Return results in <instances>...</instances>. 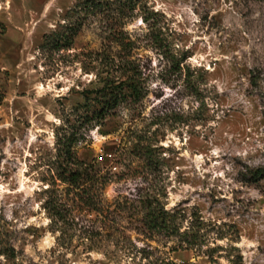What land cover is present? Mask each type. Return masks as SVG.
Wrapping results in <instances>:
<instances>
[{
	"label": "rangeland",
	"instance_id": "374dc122",
	"mask_svg": "<svg viewBox=\"0 0 264 264\" xmlns=\"http://www.w3.org/2000/svg\"><path fill=\"white\" fill-rule=\"evenodd\" d=\"M0 264H264V0H0Z\"/></svg>",
	"mask_w": 264,
	"mask_h": 264
},
{
	"label": "trees",
	"instance_id": "16d2710c",
	"mask_svg": "<svg viewBox=\"0 0 264 264\" xmlns=\"http://www.w3.org/2000/svg\"><path fill=\"white\" fill-rule=\"evenodd\" d=\"M129 87L133 92H135L134 88L130 85H126ZM122 87H119L117 92L114 95V104H116L119 100H121L122 97ZM78 174L79 172L75 171H69L68 176L70 183H75L78 180ZM148 208H150L149 211L146 212V220L148 222V225L151 229L155 230H163L169 235H174V234H179L180 236H184L187 234H190L191 243L197 244L198 240L202 238L205 234L206 231L200 232V230L203 229L201 226V222L197 220V224L190 223V227L187 229V231H184L183 233H179V227L177 226L176 223V213L174 212H169L167 210H164L162 207L157 208L152 207L151 204H148ZM197 218V217H195Z\"/></svg>",
	"mask_w": 264,
	"mask_h": 264
}]
</instances>
